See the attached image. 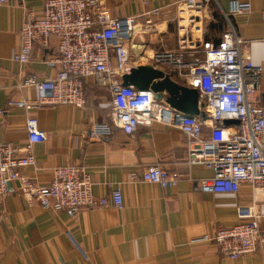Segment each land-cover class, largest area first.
Returning a JSON list of instances; mask_svg holds the SVG:
<instances>
[{
	"label": "crops",
	"instance_id": "obj_1",
	"mask_svg": "<svg viewBox=\"0 0 264 264\" xmlns=\"http://www.w3.org/2000/svg\"><path fill=\"white\" fill-rule=\"evenodd\" d=\"M46 0H9L0 6V142L13 141L22 152L28 143L26 119L34 116L47 133L44 142L32 145L36 167L21 171L40 183L51 180V169L68 163L86 169L95 196L111 195L121 186L123 205L82 207L76 213L45 210L39 202H28L18 182H12L0 196V264H264V242L258 249L234 260L218 247L201 239L218 227L241 221L239 205L251 204L264 227V190L254 193L242 183L236 194H215L195 189L194 181L214 172L188 162V138L176 126L154 121L140 124L132 134L114 129L107 137H86L95 123L109 122L111 93L108 87L85 79L86 105H37L33 86H23L27 75L43 79L55 75L60 66L50 62L56 41L48 48L35 46L26 64L13 60L19 45V30L28 11L43 12ZM233 0H211L203 20H192V37L219 42L233 24L247 43L251 59L264 69V0L248 1L247 13L230 14ZM178 0H105L114 17L139 15L161 6L154 16L162 31L155 46L178 47ZM146 16L140 17V22ZM172 20L175 28L169 26ZM201 27V29H199ZM174 37L173 40H169ZM160 48V47H159ZM157 48V49H159ZM155 50V49H151ZM264 104V71L261 80ZM26 100L30 108L9 106L12 100ZM209 122L203 124L204 136ZM159 164L181 175L174 187L130 180L148 166ZM254 195L256 196L254 198Z\"/></svg>",
	"mask_w": 264,
	"mask_h": 264
},
{
	"label": "built area",
	"instance_id": "obj_2",
	"mask_svg": "<svg viewBox=\"0 0 264 264\" xmlns=\"http://www.w3.org/2000/svg\"><path fill=\"white\" fill-rule=\"evenodd\" d=\"M23 1V0H18ZM9 0H0V6ZM211 0H178V47L147 52L145 42L136 41L140 31L155 28L154 16L163 7L154 6L139 15L114 17L105 0H46L41 15L28 11L19 30V45L13 60L30 61L35 46L48 48L56 41V54L50 62L60 68L55 75L37 79L27 75L23 86L37 89V105H86L85 79L109 88L111 113L109 122L95 123L86 137H107L114 129L132 134L140 124L154 121L178 127L188 138V162L213 170L209 178L194 181L196 190L215 194H236L242 183L254 193L264 190V104L261 80L263 66L247 54L246 40L229 22L219 42L192 37V20H203ZM248 1L233 0L230 14L247 13ZM146 16L144 22L140 17ZM138 27V29H137ZM201 29V27L199 28ZM142 64L154 65L168 72L181 84L198 89L199 106L206 114L185 115L151 90L124 85L122 76ZM26 100H12L9 106L30 108ZM6 108L0 107V114ZM230 120V121H225ZM209 122L204 136L203 124ZM28 143L25 152L13 141L0 142V196L12 182L28 202H39L45 210H67L76 213L82 207L123 205L121 186L111 195L95 196L93 182L86 169L68 163L51 169L48 183L37 182L24 174V167H36L32 145L44 142L47 133L38 119H26ZM181 175L162 165L148 166L130 180L174 187ZM256 196L254 195V198ZM241 221L229 227H218L201 239L213 242L223 256L238 259L255 252L264 242V227L255 211L254 200L237 207Z\"/></svg>",
	"mask_w": 264,
	"mask_h": 264
},
{
	"label": "water",
	"instance_id": "obj_3",
	"mask_svg": "<svg viewBox=\"0 0 264 264\" xmlns=\"http://www.w3.org/2000/svg\"><path fill=\"white\" fill-rule=\"evenodd\" d=\"M122 81L124 85H133L141 90L153 91L156 99L166 101L185 115L206 117L205 112L199 106L198 89L179 83L159 67L147 64L139 65L124 74Z\"/></svg>",
	"mask_w": 264,
	"mask_h": 264
},
{
	"label": "rangeland",
	"instance_id": "obj_4",
	"mask_svg": "<svg viewBox=\"0 0 264 264\" xmlns=\"http://www.w3.org/2000/svg\"><path fill=\"white\" fill-rule=\"evenodd\" d=\"M169 26L171 27L172 26V29L175 28V24L172 20L169 21ZM141 33L138 34L137 36V40L136 41H139V42H145L146 45H147V52H151L153 50H151L152 48L153 49H157V48H171L169 46H158L156 47L155 44L156 42L153 41L154 38H159L161 37L162 35V31L160 28H154L153 30H150V31H146V30H142L140 31ZM174 37H171L169 40H173Z\"/></svg>",
	"mask_w": 264,
	"mask_h": 264
},
{
	"label": "bare ground",
	"instance_id": "obj_5",
	"mask_svg": "<svg viewBox=\"0 0 264 264\" xmlns=\"http://www.w3.org/2000/svg\"><path fill=\"white\" fill-rule=\"evenodd\" d=\"M137 29H138V27H137Z\"/></svg>",
	"mask_w": 264,
	"mask_h": 264
}]
</instances>
